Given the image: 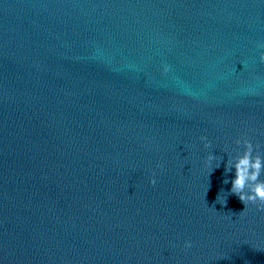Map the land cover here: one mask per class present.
I'll list each match as a JSON object with an SVG mask.
<instances>
[{
  "label": "water",
  "instance_id": "1",
  "mask_svg": "<svg viewBox=\"0 0 264 264\" xmlns=\"http://www.w3.org/2000/svg\"><path fill=\"white\" fill-rule=\"evenodd\" d=\"M262 54L264 0H0V264H264Z\"/></svg>",
  "mask_w": 264,
  "mask_h": 264
},
{
  "label": "clouds",
  "instance_id": "2",
  "mask_svg": "<svg viewBox=\"0 0 264 264\" xmlns=\"http://www.w3.org/2000/svg\"><path fill=\"white\" fill-rule=\"evenodd\" d=\"M261 61L264 62V54L261 55ZM167 67L165 71H167ZM207 141V137L201 138ZM236 143L243 145V151L240 152L234 159L230 160L226 165V174L235 170L234 179L231 180L230 193L236 195L239 200L245 205V209L249 205H256L264 211V155H261L258 145H254L251 140L245 138L237 140ZM210 144L206 143L205 147ZM216 159L214 154L208 156V162L211 163ZM220 165L218 164L217 167ZM151 183L155 185L156 179L153 177ZM224 183H229L228 179ZM223 191V190H222ZM216 203L226 206L227 199L221 201L220 195L217 196ZM186 247H191V242L186 244Z\"/></svg>",
  "mask_w": 264,
  "mask_h": 264
}]
</instances>
